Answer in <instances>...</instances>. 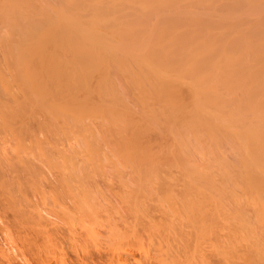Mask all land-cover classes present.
Here are the masks:
<instances>
[{
    "label": "rangeland",
    "instance_id": "rangeland-1",
    "mask_svg": "<svg viewBox=\"0 0 264 264\" xmlns=\"http://www.w3.org/2000/svg\"><path fill=\"white\" fill-rule=\"evenodd\" d=\"M18 1H20V0H18ZM24 1H28V0H24ZM33 1L35 2V0H29L28 1V3H29L28 8H29V5L32 3L34 6L37 4V3L34 4ZM40 1L45 2V0H40ZM46 2H45L46 4L49 3L51 6V7L49 5L46 6V4H45L46 8H49L50 15L48 14V17H47V15H44V16H46L48 18L47 22L49 21L50 25H48V28L46 27L47 28V30H46L44 28L46 24L41 23L43 21V19H45L44 17H42L41 18L42 21L40 20L41 21L40 23L42 25H44L42 27L45 29V32H49V29L51 30L53 27H54L53 28L54 30L58 31L59 27H60L59 33L57 31H54L53 29L51 30V32L54 33V36H53L54 38H52L51 41L53 39L54 40L56 39V41H58L62 38V36L63 37L65 36L64 39H67L66 42H65V40H63V38L61 39V41H58L59 43H56V41H55V43L58 46V47H56L55 45H53L54 47H56L55 49L52 48L53 46L50 47L51 43L52 44L54 43L53 41L52 42L50 41V43L47 42L48 45H50V46H47V49H50L48 52L52 53V54L50 53L49 56L50 55L51 56L52 55L53 56L58 55L57 58H55V60L61 56L60 59H58V61L60 62L61 67L63 68L62 71L66 72L64 74H67L70 70V72L68 74L72 75V77L75 80L77 79L76 81H74L72 79L74 81L73 84H71L72 83L71 80H69L71 83L67 82L68 84H71V86L72 85L74 86V84H77V85H76V87L75 86L69 87V85H68L67 87H69V89L65 88L64 91H62L64 93H62L63 97H62V95H61V97L64 100H62V98L60 99V94L57 93L58 98H59L58 100L59 101L62 100L63 102L66 100L65 104L66 103L70 104V102L73 101V102H71V104L74 106L75 105L77 106V104H78L77 101H79V104H78V105H80L79 107H81V105L84 102V107L83 106H82V108L77 107V110L81 109V111H82L81 113H77V112L73 111V113H75L74 115L76 116L75 118H77L78 119L77 121H79L78 125L79 124L82 125V126L79 125L78 129L74 131V133L75 134L77 133V134L73 135L71 133L73 130L72 131L69 130L70 132L66 131L67 132L66 133L65 132L66 129H65V130H62V132H61V130H60V132H58L59 130L56 131L59 134L58 133H56V135L52 134L51 137L57 136V138H56L57 140L55 139V137L52 138V139H55V141H57V142H55L56 144L54 143L55 145H57V143L60 144V142L61 143L64 142L63 144H65V145L68 143L73 145L78 141L80 142L81 145L83 144L81 146V149H79L78 151H81L82 154L85 153V155L88 157V161L90 160L89 162L87 161V163H90V165L87 164L89 167V168H87L88 171L87 172L84 171L86 173H89V172L90 173L88 174L89 176L87 174L86 175L85 174L80 175L82 180L84 179L83 181L80 179V177L78 178V180L76 178L75 180L77 182L75 181V183H72L73 186H74V184H76L73 188H78L77 189L78 191L76 193H79L80 188L82 189V187H83L84 190L86 189L85 192L88 195V196L84 195V197H87V198H84V201L86 200L85 202H87L89 204L90 203V202H88V200H89V201H92L91 202L92 204L91 203L90 204L91 205L94 204V206L96 208L100 207L101 210H102L101 206H103L105 208L104 211H102V212L100 209H97V212L94 216L95 218H92L91 220L96 221V224H103V223L106 224V222L111 219L110 222L112 221V226H113L112 230L114 231V229H115V231H116V232L114 231L115 233L113 235H111V233L109 234L112 237V240H110V236L107 237L106 236L107 234L103 235V234H105L104 232H106V230H104V232H103V230H101L100 228H102V229H104V228L97 225L98 228H96V230L98 231V229H100V231H98V233H97V231L94 232V233H96V235L94 234L96 236V238H95L96 240L94 238H92L93 240H91L90 238H87V240H86V241H88L87 243L90 245V246L89 245L87 246L88 248H91L92 246H94V248H95V249H93V247L91 248L94 251H92L90 249V251H92V253L94 252L93 253L94 259L97 260L96 255H98V252L95 253V250L97 251L96 247L100 248V246L96 245V247H95V245H91L93 243V241H96V244H101V248H102V246L105 245L104 248L106 250V248L108 247L107 250L110 249V254H114L112 252V249L113 250L116 249V246L121 243L122 246L126 249V251L128 253H130V252L133 253L131 255L134 256V257H132V256H130V254H128L129 257L126 256L127 259L123 258L126 261L125 260H122V261H125L127 264H137L136 261L138 259L143 260V261H141L142 264L146 263V262H144L146 259H144L142 257L143 252H141V251H143V250H149V255L151 254L150 257H152L151 258V264H162V263L155 262L154 259H155L157 254L159 256V257L158 256L157 257L160 259V261L162 259H164L165 260L164 262L165 263L168 262L169 264H252V263L257 264V261L258 262L260 261L258 264H264V258H263L264 257V184H263L264 183V163L259 162V160H262L264 158V154H263L264 152H262L264 150H260L258 148L259 150L255 149L257 152L256 151L252 152L249 149L252 146L250 144L251 142H248L251 139L249 140L244 136V134H246V132L244 133V131H246V129L248 127H250V125H253V123H255V121H257L258 126H259V123L261 124V127H262V125H264V119L258 123V121L261 119L260 118L261 116L264 118V113H262L264 111V108H262V106L258 107L259 111L257 110V108H254L257 110L256 111L257 115L261 114L260 116H258L259 120L257 119V117L244 116L243 113L245 111L243 113L235 112L234 110L233 111L232 110H230V111H223V110L222 111H215L218 109H216L215 106L214 107L212 106V102L214 100L212 97L209 96L210 98H212L211 99L212 102L210 101L211 102V103L209 102L210 104L207 103L210 108L207 107V104H206V107H204L205 104L203 103L204 104V106H203V104L201 103V106H203L202 108L203 109L205 108V109H204V111L203 110L200 111L198 109V108H201L200 104H196V102L199 101L198 103H200L201 100L203 102V98L204 97L206 98L208 96L207 95L204 96L203 93H202L203 97L201 95H200L201 96L200 97L199 94L195 95L194 93H193L194 95H191L192 93L190 91H192V90H191V85H189V84H191V83H189L191 81L189 80L190 78L187 79V77H186V76L191 77V75L187 74L185 76L186 79L184 77L185 74L181 75L184 73V70H186L185 69L186 64L183 65V67H182L183 73H182V70H180L181 69L180 67L182 66V63L184 61L183 59H181L182 58L180 55L181 52L180 51H179L180 53L177 52L176 48L173 49L176 51L172 52V54H174V53L177 54L176 55L177 57L173 55V57H176V60H178V61H180V59L182 60V61H180V63L181 62L182 63L179 65V63H176L178 61L175 60L176 61L175 62L173 58H170V56H171L170 54L172 51V50L170 51V47L172 49V46L168 47L166 45L160 44V47L161 46H165L164 48L168 47L167 48L168 53L165 51L166 49L165 50L160 49V52H159L160 47L159 48L154 47L156 50L158 49L159 54L156 52L158 55L156 53H153V47H152V49L150 48V46H152L150 44V42H152L154 39H156V41H157V39H159V41H160V37H161L160 36L161 33H158L159 32L158 31L159 25L156 24V20H157V22L158 21L161 22V18H159L158 15H156L155 17L153 16L152 20L149 19L151 23L148 21L149 24L144 25L143 29L139 31V32H143L145 35H143V33H141V35L139 37L140 33L138 31H137L138 33L137 32L134 33V37L141 38L140 41H136V43H135V42H131V41L129 42L130 39H127L126 37L128 35V38H129V36H131V35L125 33V32H127L128 29H129L128 32L130 33L132 27H128L127 29H125L126 30L125 32H121V31H124L123 28H125L124 26H126L125 23H127L128 22L127 20H129V19H127V17H126L127 20L124 17L123 18L120 17L121 19L118 18V21H117L118 24L117 23L111 24L112 26H109L110 29H112V30H114V27H116V29H118V30H115V31H117L116 33H115V31L113 32L114 34L112 33V30H110L111 32L109 30L106 31V28L104 30H102V29L96 30L94 28L89 27L90 26L89 20H88L89 22L85 23V28L83 30L81 29V30H78V32L77 31L72 32V30L67 29L68 30L67 31L68 33H67L65 31L66 30L65 26H64V28H62V26H61L63 24L62 20H63V18H65L64 17L65 15L69 16V14H72L73 12L72 11L70 12L69 9H67L66 5L61 0H47ZM20 3H22V0ZM38 3L40 4V2H38ZM24 4L26 6L27 2H24L21 5H24ZM17 5H19V3H17L16 6ZM39 6H38V9H40V11H42V8H44V6L42 8ZM22 7H24V6H22ZM22 7H21V9H23ZM30 8H32V7H30ZM35 8H36V6H35ZM21 9L19 8L18 11H21ZM32 9L30 10L31 12H33ZM51 9L54 11L56 10V12L55 13H54V11L52 12ZM25 10H26V8H25ZM35 11L38 12L37 8ZM49 11H47L46 13H49ZM51 12H52V14H51ZM19 13L21 14V12H19ZM44 13H45V11H44ZM44 13H42L40 15L43 16ZM27 14L28 13H26L25 16H27ZM40 15H38V16L40 17ZM34 16H36V14H34ZM38 16H36V18H38ZM259 16H261V15H259ZM31 17H33V16H31ZM255 17L259 18L258 16H255ZM56 18H57V21H56ZM29 19H31V18H29ZM83 19L86 20V17H84ZM87 19H90V17L88 18V16H87ZM154 19H156V20L154 21ZM36 20H37V22L39 21L38 19H36ZM76 20H77V16L75 17V21ZM80 20H78V21H80ZM92 20H94V19H91V21ZM64 21H65V19H64ZM132 21H130V22H132ZM162 21H164V20L162 19ZM81 22L83 23L85 21H81ZM165 22H166V20H165ZM165 22H163V23H165ZM172 22H174V21H172ZM92 23H93V21H92ZM163 23H161V24H163ZM169 23H170V21H169ZM37 25L38 24L36 23V27H37ZM51 25H53V27ZM149 25H150V28H149ZM216 25H217V23H216ZM145 26L148 29H151V28L152 29L148 30V29H146ZM153 26H155V28H157V29L155 30V28ZM213 26H215V25L213 24ZM245 26H247V25H245ZM36 27H33L34 30ZM42 27L40 26L41 30L43 31ZM49 27H52V28H49ZM119 27H121L120 28L121 30L119 29ZM37 28H39V26ZM107 29H108V27H107ZM41 30L39 32H42ZM63 30H64L65 34L67 33L66 35L65 34L63 35V33H62ZM95 30H96V32L97 31L101 32L99 35H96L97 37L91 36L93 31H95ZM69 31H71V32L69 33ZM144 31H146V32H144ZM74 32H76V34H72ZM80 33H81V35H80ZM123 33H125V35L126 34L127 35L125 36ZM69 34H71V36ZM115 34H117L118 37ZM135 34H136V36H135ZM167 34L169 35V32H167L166 35ZM57 35H60V39H58L59 36L57 37ZM67 35H69L68 38H67ZM152 35H154V36H152ZM155 35L160 36V37L158 38L156 36L157 37L156 38ZM71 37L73 38L74 41L71 40ZM83 37L85 40L84 42L85 43L88 42V44H89V45L86 44V46H88L87 49L83 46V45H85L84 43H82L83 41L82 42L80 41V39ZM152 38H153V40H151ZM168 38H169V36H166V39H168ZM75 39L78 42L75 43V41H76ZM91 39H94V42L90 46V43H91L90 40ZM111 39H113V40H111ZM70 40L72 41L71 44H74V45L79 44V42H81L80 44H83L82 46L85 49L82 48L83 50L78 51L79 48L81 49L80 44H79L80 47H79V45H77V48L75 46L73 48V46H72L73 49L71 47H69V45H68V48L71 50L70 51L68 49V51H70V52H68L66 49L67 48L66 45L68 44L67 42H69V44H70V42H71ZM63 41L65 44L66 43L67 44L63 45V43H62ZM60 42H61L62 46H60ZM155 43L157 44L158 41ZM155 43L153 45H155ZM64 46L66 47L65 49H64ZM92 46H94V47H92ZM104 46H105V48H104ZM75 48H76V50H75ZM149 49L152 50V51L150 50L152 53L149 51ZM72 50L73 51L75 50L79 54L74 55L75 52H73L71 54ZM56 51L61 55H59ZM81 51H84L85 56L82 55L83 52L81 53ZM109 51L110 52L112 51V52L110 53ZM64 53L65 54L67 53V54L64 55ZM89 53H91V54H89ZM75 54H77V53H75ZM105 54H106V56H105ZM108 54L111 56H109ZM115 54L116 55L118 54L117 55L118 57ZM79 55L81 57H79ZM159 55H161L160 56L161 59H159V60L162 61V66L160 65L161 63L157 64V62H156L157 57L159 58ZM178 55H179V57H178ZM63 56H65V58L67 59V61H66L67 64L62 62L63 59L65 60V58ZM75 56H77V57H75ZM76 58H78V59H76ZM177 58H179V59H177ZM71 59H73V60L71 61ZM167 64H168V67H167ZM72 65L75 68H73ZM65 66H69V67L67 68ZM169 67H170V69L173 68V70L172 71L169 70L168 69ZM175 70H176V72H174ZM179 71H180V73H179ZM73 72H75V73L73 74ZM101 73H103V74H101ZM152 74H154V75H152ZM73 75L74 76L76 75L77 78L74 77ZM148 75H149V78H148ZM178 75L180 77H178ZM104 77H106V78H104ZM107 77H109L111 80ZM150 77H152L153 79L156 77L157 79H154V80L161 81V83H162V81L164 82V80H166V82H168V83L170 81V84L174 85V87L172 85L166 84V82H164L166 84V86H165L166 88H164V84H162L163 85L162 86L158 82L160 85L159 86L158 83L156 81L152 80V78H150ZM150 79L152 81H150ZM260 79L261 78L259 77L258 81ZM187 80H189V81H187ZM66 81H68V79H66ZM146 81L148 83H146ZM149 81L151 82V84ZM120 82H122V83H120ZM129 82H130V84H129ZM142 82H144V83H142ZM179 83L181 85H179ZM52 84L54 85V83H52ZM100 84H101V86H100ZM129 85H130V87H129ZM135 85H138V87H136ZM168 86H172V88L174 90H176L177 92L176 91L174 92V90H173V92L172 91L169 92L170 90L168 91V89H169ZM87 87L88 88L92 87V88H90L91 91ZM93 87H94V89H93ZM144 87H145V89H144ZM159 87H160V93H159ZM101 88H103V91ZM138 89H139V91H138ZM164 89H167V91H164ZM75 90H76V92H75ZM104 90H105V92H104ZM140 90H143V92L141 93ZM139 92H140V94H139ZM72 93L75 95V97H77L79 99L77 100V98H75ZM123 93H124V95H123ZM163 93H164V96H162ZM167 93H173V94L178 93L179 95L182 96V97L179 96L176 98L174 97V99L178 98L174 102V107H173V104H171L172 102L169 100V97L171 98V94L167 95ZM67 94H70V95H67ZM152 94H154V97ZM57 95L55 97L56 99H57ZM64 95H66V97H64ZM259 95H261V94H259ZM259 95H258V97H259ZM54 96H55V94H54ZM105 96H107V97H105ZM108 96H110V97H108ZM160 96H162V97H160ZM195 96L196 97L198 96V97L196 98ZM226 97H229V96H226ZM138 98L139 99L141 98V99L139 100ZM167 98H168V101L171 102V103L167 104L169 109H167L168 107H166V103L164 102L165 100H167ZM179 98H180V100H179ZM262 98H264V97H262ZM67 99L70 101L68 102ZM75 99H76V102L74 101ZM98 99H100V100H98ZM198 99H200V100H198ZM80 101L82 102V104ZM206 101H207V99H206ZM56 102H57V100H56ZM61 102L60 103L58 102L59 105L63 104V102H62V104H61ZM90 102H92V103H90ZM164 103H165V105H164ZM176 103L177 104L179 103V104L177 106H175ZM160 104L162 106H160ZM189 104H191V105L189 106ZM87 105L89 107H86ZM145 105H146V107H145ZM197 105L199 107H197ZM213 105H214V102H213ZM90 106H91V108H90ZM95 106H96V108L98 106L99 107L102 106V108L104 107L103 109H105L106 106H108V108H112L113 112L118 110L117 113L116 112L113 113L111 111V109L106 108V111H105L100 107L102 109L101 112L103 111L106 113L107 109H108L109 113H110V111L112 112V114H109V115L117 116L116 118L114 117V119H113L114 122L116 121L115 123L114 122L112 123L113 126L111 124L110 127H108L109 124L111 123V121L108 123V121L110 120L109 118H108L109 119L108 121L106 120V124H108L107 127H104L101 124H99L100 118H97V115L101 112L98 113L97 111H99L98 110L99 107H98V109H96ZM171 106L173 107V109ZM178 106H179V108H178ZM162 107H164V109H166V110H164ZM176 107H177V110H176ZM263 107H264V105H263ZM73 108L76 109V107H73ZM92 108L96 109L97 111L93 110ZM261 108H262V111H261ZM145 109H146V111H144ZM161 109H162V112H161ZM170 109H171V111L169 113L173 112L172 115L170 114L171 116L168 113V111ZM192 109H195V110H192ZM243 109L245 110V108H243ZM77 110H75V111H77ZM157 110L160 112L157 113ZM185 110L187 112H185ZM92 111H94L93 113L96 112L95 114H97V113L98 114L94 115L93 113H91ZM123 111H125V112H123ZM142 111L146 112L145 113L146 115L143 114L144 112H142ZM241 111H242V109H241ZM121 112H123V113H121ZM193 112L195 114L196 113L197 114L195 115ZM231 112L233 115H231ZM234 112L236 114L237 113L239 114L238 115L239 118ZM164 113H166V114H164ZM174 113L177 115H175ZM58 114L63 115L60 113H56V114L54 113L55 116H53V118L55 117L54 119L56 121L54 119L52 120V122L54 121L53 122L54 125H53L52 129L57 127L56 122L60 118V116L57 118ZM159 114H161V115H159ZM185 114H188V115L186 116ZM198 114H200V115H198ZM212 114H214L216 116H214ZM240 114L244 117L245 120H246V118H248V120H249L250 117H252L251 120L253 118H255V119H253L254 122L252 123L251 120H249L250 122L246 121L248 123V124H246V126H248V127L245 126L246 129L241 128V129L231 130L230 127H234V124H236V122H234V119L232 120L231 118L236 117L237 119H240V116H241ZM104 115L102 114V117ZM106 115L108 117V113ZM119 115H120V117H119ZM105 116L103 117V120L101 119V122L104 121ZM160 116H162V117H160ZM212 116H214V117H212ZM100 117H101V115H100ZM147 117L149 119L153 118V120H149ZM163 117H165V118H163ZM243 117H241L242 119H240V120H244ZM84 118L85 119L89 118L88 119L89 122L87 120H85ZM141 118H142V120H141ZM181 118L185 122V126H186V127L184 126L185 128L180 123V122H183V120H181ZM201 118H202V120H204L203 122H202V120L200 122ZM60 119L58 121L59 123L61 121ZM154 119L158 124L156 123V125H154L155 124ZM186 119L189 120L191 123L186 122ZM237 119H235V120H237ZM96 120L99 121L98 122L99 125L97 124ZM151 121H153V122H151ZM160 121H161V123H160ZM166 121H167L168 125H167ZM229 121H230V123H229ZM147 122H148V124H147ZM149 122H150V124H149ZM175 122H176V124L174 125ZM184 122H183V124H184ZM198 122H200V123H198ZM116 123H117V125H116ZM151 123L154 126H151L152 125ZM177 123H178V125H177ZM249 123H252V124H249ZM92 124H95V125L93 126ZM102 124H104V123L102 122ZM180 124L182 126H180ZM257 124H254V125H257ZM87 126L91 128L90 130H88L89 128L87 129L88 132L86 130L84 131V128H87ZM101 126H102V128H101ZM119 126L121 129H118ZM187 126H189V129L192 131H190L187 128ZM181 127L184 128V132L181 130ZM76 128H74V129H76ZM105 128H107V130H105ZM251 128H254V127L252 126ZM80 129H81V133H79ZM89 131H91V132H89ZM52 133H55V132L53 131ZM195 133H198V136H196L197 134L195 135ZM134 134L136 136H134ZM241 134H243L242 136L245 137L246 143L244 142V139L242 141V139H241L242 136H240ZM259 134H262V136H263L264 133L262 131H260ZM80 137L82 138V140L80 139ZM58 138H59L60 142H58ZM69 140H72L73 142L72 141L68 142ZM74 140H78V141H74ZM108 144H110V145L108 146ZM116 144L118 146L119 145L120 146L118 147ZM245 144H246V146H244ZM149 145H150V147H149ZM74 146H76V144ZM245 147H248V149H246ZM77 148L78 147H76V149ZM120 148H121V150H120ZM129 148L132 151H130ZM254 148L255 147L253 145L252 150H254ZM115 149H116V151H115ZM127 149H128V151H127ZM136 150H138V151H136ZM82 151H84V153ZM96 151H97V153H96ZM120 151H122V152H120ZM90 152L93 154H90ZM115 152L118 154L117 156H116ZM133 152H135V153H133ZM138 152H139V154H138ZM102 153H104V154H102ZM120 153H122V155H124V156H122ZM253 153L258 158L260 157L259 160L257 161L258 163L254 162V161H256L255 159L257 157ZM119 154L121 155L122 158H119L120 157ZM141 158L144 161H142ZM91 159L94 162L91 161ZM118 161L120 163H122V165L124 164V166H122ZM126 161L129 165L126 163ZM263 161H264V159H263ZM92 163H93V165H92ZM104 163L106 166L104 165ZM113 164H114V166H113ZM119 164L123 167V169L121 166H119ZM145 164H147V165H145ZM152 164L154 165L155 168L153 167ZM107 165H109V166L107 167ZM99 167H100V169H99ZM154 172H155V174H154ZM49 175L51 176V174H49ZM49 175H48V177H49ZM88 177H90V178H88ZM50 178H51V180L49 179V181L55 182V180H54L55 178L53 176H51ZM45 179L47 181H42V183L46 182V183H44L46 185L48 182V178L45 177ZM251 179H253L254 181ZM105 180H107V181H105ZM51 182H50V184H51ZM83 183L84 184L86 183V184L84 185ZM249 183L252 184L253 187ZM48 184H49V182H48ZM54 184L55 183L51 184V186ZM49 185H47V187ZM78 185H80V186H78ZM51 186H49L48 188L46 186L45 187L47 189H49ZM97 186H99V187H97ZM38 188L39 187H36L35 189L37 190ZM28 190H30V189H28ZM66 190H68V188ZM182 190H183V192H182ZM33 191H34V193H33ZM80 191H81V193L82 192L84 193L83 190H80ZM201 191L204 193H202ZM27 192L28 191H26V193ZM35 192L36 191L34 189L29 191L28 197L29 198L31 197V200L35 199L32 197L35 194ZM36 194H38V193L36 192ZM47 196L49 198H47V200L46 199L45 200L48 201L50 204L49 205L48 202H46L47 208L53 209L54 205H57L58 203L62 202V200L60 198H57L56 197L57 195L55 196V194L49 193L48 195H46V197ZM194 196H195V198H194ZM60 197L64 198L61 195H60ZM38 198H39V194H38ZM89 198H91V200ZM50 199H52V200H50ZM58 199H60L61 201L59 202ZM93 199H94V201H93ZM193 202L196 203L195 207H194ZM197 204H199V206ZM48 205H49V207H48ZM120 205H122V206H120ZM189 206H191V207H189ZM196 208H199V209H196ZM105 210H107L108 212ZM57 211L59 212L60 210H57ZM60 212L59 213L61 215L62 211H60ZM110 212H112V213H110ZM105 213H108L109 215L105 214ZM195 213H196V215H195ZM199 214H200V216H199ZM105 215L107 217V221H106ZM194 215L196 218L194 217ZM202 216H204L205 218L204 217L202 218ZM64 218H66V216ZM199 218H200V220H199ZM122 219L125 220L124 223H120L121 221H123ZM203 219L204 220L206 219L207 221L206 220L204 221ZM197 220H199V221H197ZM196 221H197V225H196V223H194ZM200 221L202 222V225H201ZM134 222H135V224H134ZM209 222H211V223H209ZM143 223H146V224L148 223L147 226H149L148 227L149 229L146 228L147 227L146 224L144 225ZM144 226H145V228L143 229ZM153 228H155V229H153ZM134 230H136L137 232L136 231L134 232ZM12 231H13L12 238L20 246L21 244H20L19 240L22 237L21 231L13 229V230H11V233H12ZM80 231H82V229ZM89 231H91V230H89ZM146 231H148V232H146ZM86 232L87 231H85V233ZM101 232H102V234H101ZM80 233L76 234V242H77L78 235ZM82 233H84V229H83ZM89 233L93 234V231H91ZM134 233L135 234L140 233L139 234L140 237H144L145 242H147L146 240H148L146 246H148L149 248L146 247L145 245L143 247L141 244V241H139V237L138 238L134 237L135 236ZM91 234L89 235L90 237H91ZM118 234H120V236L122 234L125 236L123 237V235H122L121 236L122 238H117V237H119ZM18 235H20V236H18ZM0 236H1L0 237V246H3V244H6V246H5V248H6L8 242L6 241L4 234L1 233ZM87 237H88V235H87ZM92 237H94V236H92ZM105 237H107V239L109 238L108 239L109 241L107 240L105 242V243L108 242L107 244H105V243L102 244V242H104L106 239ZM155 237H157V238H155ZM248 237H249V239H248ZM103 238H104V240H103ZM150 238H152V239H150ZM153 238H154V240H153ZM83 239L82 240L80 239V240L85 242V239L84 240ZM88 239H90V243H89ZM149 239H150V241H149ZM61 240L64 241L63 244H66L67 242L70 241L69 235L67 234V236ZM67 240H69V241H67ZM100 240H103V241H100ZM151 241L155 242V246H154V242H151ZM156 242H160V245L158 243L156 244ZM69 243L72 244L74 242L71 241ZM150 243H153V244H150ZM156 245L157 246L159 245L158 246L159 248L158 247L156 248ZM66 246H67V244H66ZM101 248H100V250L103 249V248L102 249ZM64 249L66 250V251L65 250L64 251L67 253L69 259H72V258L76 259L77 258V254L74 253L73 250H71L72 248H69V246H68V247H65ZM107 250L105 251L106 257L110 258L111 255L109 254V251L107 252ZM156 250L158 253H156ZM249 250L252 251V253L253 252L255 253L254 256H253L254 253L252 254V256H253L252 260L254 259L255 256L257 257V255H259V258L258 257L255 258L257 260H254V262L251 259H248L247 255L250 253ZM72 251H73V253H72ZM103 253L104 252H102L103 258H106ZM245 256H247V257H245ZM108 258H106V259L108 260ZM133 258H135L137 260H135ZM246 261H248V262H246ZM255 261H256V263H255ZM3 262H4V259L0 255V264H2ZM32 262L35 263L34 261H32ZM108 262L109 261H107V263ZM162 262H163V260H162ZM164 262H163V264H165ZM111 263H109V264H111ZM15 264H20V263H15Z\"/></svg>",
    "mask_w": 264,
    "mask_h": 264
},
{
    "label": "bare ground",
    "instance_id": "bare-ground-1",
    "mask_svg": "<svg viewBox=\"0 0 264 264\" xmlns=\"http://www.w3.org/2000/svg\"><path fill=\"white\" fill-rule=\"evenodd\" d=\"M28 1L22 0V3L27 2V5H26L27 7H26L25 6L26 3L24 5H21L22 4V3H20L21 0L20 1H18V0H0V230L2 231V232L1 231L0 232L2 234H4V237L6 238V241L8 242L6 248H5L6 244H3V246H0V255L4 259V262L2 264H15V263H20V264H35V263L36 264H54V263L55 264H109L111 262L113 264L114 263L115 264H127L125 262L126 260L123 258L127 259L126 256H128V254H130V256H132L131 254H133V253H131V252L128 253L126 251V249L122 246L121 243L116 246V249H114V250L112 249V252L114 254H110V249L107 250L108 247L106 248L107 252L109 251V254L111 255L110 258H108V257H106V254H105V251H106L104 248L105 245L102 246V248H103L102 249L101 244H96V241H93V243L91 245H95V247H96V245L100 246V248L102 249V250H100L99 247H96L97 251L95 250V253L98 252V255L95 254L97 257V260L94 259V255H93L94 252L92 253V251H94L93 249H95L94 246H92L93 249H91L92 247L91 248L87 247L89 245L87 243L88 241H86L87 238H90L91 240H93L92 238H94V239L96 238V236H95L96 233H94V232L97 231L96 230V228H98L97 225L104 228V229H102L99 227L101 230H103V232H104V230H106V232H104L105 234H103V235L107 234L106 235L107 237L110 236L109 235L110 233H111V235H113L116 231H115V229H114L115 232L112 230V227H113L112 221L110 222L111 219L107 221L106 215H105L106 221H107L106 224L105 223L96 224V221H92L91 219L95 218L94 216L97 212V209H100V207L96 208L94 206V204L91 205L92 201H89L88 199H87L88 202H90L91 204L90 203L88 204L87 202H85L86 200L84 201V198H87V197H84V195H87V193L85 192L86 189L84 190V188L82 186H81L82 189L80 188V190H83L84 193L83 192L81 193L80 190H79V193H76L78 191L77 190L78 188H73L76 184H74V186H73L72 183H75L76 178L78 180L80 175H84V174L88 175L90 173V172L86 173L88 171L87 168H89L88 165H90V163H87L88 157L85 155L84 151H82L84 154H82L81 151H78L79 149H81V146L83 144L81 145L78 140H74V141H78L76 143L74 142L76 144V146H74L75 144L72 143L73 145H71L70 143H68V142L72 141V140H69L67 142L68 144L65 145V144H63L64 142L61 143L59 138H58V142H60V144L57 143V145H58L57 146V145H55L56 144L55 142H57V141H55L57 136L56 137L54 136L55 139H52L54 137H51L52 134L56 135V133L60 132V130L62 132V130H65V129H66L65 132L69 131V130H71V131L73 130L71 133L74 135L75 134L74 131L78 129L79 125H81V124L78 125L79 121H77L78 119L75 118L76 117L74 115L75 113H73V111L77 112V113L82 112L81 109H78L79 111L77 110V107L80 106V105H78L79 101H77V103H78L77 106L76 105L74 106L71 104V102H73V101L70 102L71 105L69 103L65 104L66 100L64 102L62 101V100H64L62 98L63 97L62 93H64V92H62V91H64L65 88L69 89L71 84H73L74 81H76L77 79L75 80L72 77V75L68 74L70 72V70L67 74H64L66 72L62 71L63 68L61 67L60 62L58 61V59H60L61 56L56 60H55V58H57L58 55L57 56H53V55L49 56V54L51 52H48L50 49H47V46H50V45H48L47 42L50 43L51 39L54 38L53 37L54 33L51 32V30L54 28L53 25H51L53 28L49 27V28H52L51 30L49 29V32H45V29L47 30L48 25H50L49 21L47 22V20H48L47 17H48V14L50 15V11H49V8H46V6L47 5L50 6V4L49 3L46 4L47 0H45L46 3L43 1H40V0L39 1L35 0V2L33 1L34 4L37 3L35 5L37 10H38V12H37V11H35L36 8L33 5V3L30 4L31 6L29 5V8H28V4H29ZM61 1L66 5L67 9H69L70 12L71 11L73 12L72 14H69V16L65 15L64 16L65 18H63V20H62L63 24L61 26H62V28H64V26H65L66 30L65 29L64 30L66 32L68 31L67 29L72 30V32L73 31L78 32V30H81V29L83 30L85 28V23L89 22V21H90L89 27H91V28H94L96 30H101V29L104 30L106 28V31H108V30L110 31L112 29H110L109 26H112L111 24H116L118 21V18L124 17L126 19V17H127V19H129V20L126 19L128 22L125 20L127 23H125L126 26H124L125 28H123L124 31H121V32H125L126 31L125 29H127L128 27H132L130 33L128 32L129 29L125 33L131 35L128 38V35L126 34L127 35L126 38L130 39L129 42L131 41V42H135V43H136V41H140V39H141L139 37H140L141 33H143V32H139V31L143 29L144 25L149 24L148 21L150 22V20L153 19V16L155 17L156 15H158L159 18H161V22L160 21L157 22L156 19H154V21L156 20V24L159 25L158 26L159 27L158 33H161L160 36L162 38L160 36L155 35V37L156 36L158 38L160 37V41H159V39H157L158 43L156 44L155 43V42H157L156 39H154L155 40L154 41L152 38L151 40H153L154 42L153 41L150 42V44L152 45V46H150V48L152 49V47H153V53H156V52L158 53V49L156 50L154 47L159 48L160 44L166 45L168 47L172 46V49L170 47V51L172 50L171 54H170L171 56L170 55L169 56H170V58H173L174 61L176 60L177 54H175V53L172 54L173 51H176L173 49L176 48L177 52H179V51L181 52V54H180L182 57L181 59H183L184 61H183V63L181 62L182 66L181 67L179 66V67L181 68L180 70H182V73H183L182 67H183V65L186 64V68H185L186 70H184V73L181 75L185 74L184 77L187 74L191 75V77L186 76L187 79L190 78L189 80L191 81V82H189V83H191V84H189V85H191V90H192V91H190L192 93L191 95H194V94L198 95L199 94V96L201 95L203 97V94H204V96H206V95L208 96L206 98L204 97L205 99L203 98V102H202V100L200 103H198L199 101L198 102L195 101L196 104H200L201 108L205 104L204 107H206V104L209 103L210 101L212 102L211 99L213 98L214 105L212 102V106L213 107L215 106V108L218 109L215 111H222V110L223 111H230V110L233 111L234 110L235 112H241V113H243L245 111L243 113L244 116L257 117V119L259 120L258 116H260L261 114L257 115L256 111L258 110V107L262 106V108H264L263 107V105H264L263 99L264 98H262V97H264V0H143V1L142 0H61ZM38 2H40V4ZM17 3H19V5L16 6ZM45 4H46V6H45ZM37 5L38 6L40 5L39 7H41V8L44 6V8H42L43 12L40 11V9H38ZM20 6L21 7L24 6V7H22L23 9H21ZM30 7H32L33 9ZM19 8L21 9V11H18ZM25 8H26V10H25ZM31 9L33 12L30 11ZM44 11H45V13L47 11H49V13L45 14ZM53 11L54 10H52V12ZM19 12H21V14ZM52 12H51V14H52ZM55 12H56V10L54 11V13ZM24 13L25 14L28 13L29 15L27 14V16H25ZM42 13H44L43 16L40 15ZM34 14H36V16L40 15V17L38 16V18H36V16H34ZM44 15H47V17ZM259 15H261V16H259ZM31 16H33V17H31ZM76 16H77V20L75 21ZM83 16L86 17V20L83 19L84 18ZM87 16H88V18L90 17V19H87ZM255 16H258L259 18L255 17ZM42 17H44L46 20L43 19V21H42L41 20ZM29 18H31V19H29ZM36 19H38L39 21L37 22ZM64 19H65V21H64ZM91 19H94V20H92L93 23H92ZM162 19L164 21H162ZM78 20H80V21H78ZM165 20H166V22H165ZM56 21H57V18H56ZM81 21H85V22L82 23ZM130 21H132L133 23ZM169 21H170V23H169ZM172 21H174V22H172ZM40 22L42 24H46L44 27L45 29L42 27L44 25H42ZM163 22H165V23H163ZM36 23L38 24L37 27L39 26V28L36 27ZM161 23H163V24H161ZM216 23L218 26L216 25ZM213 24L215 26H213ZM150 25H149V28H150ZM245 25H247V26H245ZM40 26L43 28V31L41 30ZM155 26H153V27L155 28ZM33 27H36L37 29L35 28V30H34ZM107 27H108V29H107ZM120 28L121 27H119V29ZM146 29H148V28L146 27ZM151 29H148V30H151ZM156 29L157 28H155V30ZM40 30L42 32H39ZM59 30H60V27H59ZM59 30L58 31L54 30V31H57L59 33ZM64 30L62 31L63 35L65 34ZM96 30L93 31L91 36L97 37L96 35H99L101 33L100 31L96 32ZM115 30H118V29H116V27H114V30H112V33ZM137 31L140 33L139 37H134V33H136ZM70 32L71 31H69V33ZM116 32L117 31H115V33ZM144 32H146V31H144ZM167 32H169V35L168 34L166 35ZM125 33H123V34L125 35ZM72 34H76V32H74ZM60 35H57V37L59 36L58 39H60ZM69 35L71 36V34H69ZM69 35H67V38L69 37ZM80 35H81V33H80ZM115 35L118 37L117 34H115ZM143 35H145V34L143 33ZM135 36H136V34H135ZM152 36H154V35H152ZM166 36H169V38L166 39ZM62 38L66 42L67 39H64L65 36L64 37L62 36ZM61 39L58 41H61ZM71 40H73L72 37H71ZM111 40H113V39H111ZM52 41L54 43L53 44L51 43L50 47H52L53 45L58 47L56 43H59V42L56 41V39L55 40L53 39ZM55 41H56V43H55ZM80 41L81 42L83 41L82 43H84L85 45L80 44L81 42H79V44L81 45V49L79 48V50L78 49L77 50L78 51L83 50L82 48H84V47L87 49L88 46H86V44H88V42H86V43L84 42L85 41L84 37L81 38ZM76 42H78V41L76 40L75 43ZM90 42H91L90 43V46H91V44L94 42V39H91ZM62 43H63V45H66L68 43L66 45L67 48L64 46V49L66 48L67 51L69 49L68 45L71 48H72V46H73V48H74V46L77 48V45H79V44H76V45L71 44L72 41L70 42V44H69V42H67L65 44L64 41ZM154 43H155V45H153ZM80 45H79V47H80ZM60 46H62L61 42H60ZM56 47L53 46L52 48L55 49ZM92 47H94V46H92ZM164 47L165 46H161L159 48V52H160V49L161 50L166 49L165 51L168 53V51H167L168 47L167 48H164ZM76 48H75V50H76ZM104 48H105V46H104ZM151 49H149V51ZM75 50L74 51L72 50L71 54L73 52H75L77 54L74 53V55H78L79 53L76 52ZM70 51H68V52H70ZM81 53H82V55L85 54L84 51H81ZM66 54L64 53V55H66ZM89 54H91V53H89ZM59 55H61V54H59ZM173 55L176 57H173ZM105 56H106V54H105ZM109 56H111V55H109ZM160 56L161 55H159V58L157 57L156 62H157V64L161 63L160 65L162 66V61L159 60V59H161ZM63 57L65 58V56H63ZM75 57H77V56H75ZM79 57H81V56L79 55ZM178 57H179V55H178ZM76 59H78V58H76ZM177 59H179V58H177ZM181 59H180V61H182ZM63 60H62V62L66 63L67 59L65 58V60L64 61ZM72 60L73 59H71V61ZM176 61H178V60H176ZM180 61H178L176 63H179V65H180L181 64ZM73 65H72V67H73ZM65 67L68 68L69 66H65ZM167 67H168V64H167ZM170 67L168 69L172 71L173 68L170 69ZM73 68H75V67H73ZM174 72H176V70ZM74 73L75 72H73V74ZM179 73H180V71H179ZM101 74H103V73H101ZM152 75H154V74H152ZM74 77L77 78L76 75ZM152 77H150V78H152ZM178 77H180V76L178 75ZM186 77H185V79H186ZM259 77L261 79L258 81ZM104 78H106V77H104ZM107 78H109V77H107ZM148 78H149V75H148ZM66 79H68V81H66ZM154 79H157V78L155 77ZM154 79L152 78V80H154ZM69 80H71L72 83ZM152 80L150 79V81H152ZM189 80H187V81H189ZM154 81H156L157 83L159 82L161 85L164 84V88H166L165 87L166 84L172 85V84H170V81L168 83V82H166V80H164V82H166V84L163 81H162V83H161V81H157V80H154ZM67 82L71 83V84H68ZM144 82H142V83H144ZM52 83H54V85ZM120 83H122V82H120ZM146 83H148V82L146 81ZM159 83H158V85H159ZM129 84H130V82H129ZM150 84H151V82H150ZM68 85H69V87H67ZM76 85L77 84H74L75 87H76ZM179 85H181V84L179 83ZM100 86H101V84H100ZM135 86L138 87V85H135ZM172 86L174 87V85H172ZM172 86H168L169 87L168 91L170 90L169 92H171V91L173 92L174 89L172 88ZM94 87H93V89H94ZM129 87H130V85H129ZM90 88H92V87H90ZM90 88H88V89L90 90ZM101 89L103 91V88H101ZM144 89H145V87H144ZM138 91H139V89H138ZM140 91H141V93L143 92V90H140ZM164 91H167V89H164ZM175 91L176 90H174V92ZM75 92H76V90H75ZM104 92H105V90H104ZM53 93L55 94V96ZM57 93L60 94V99L62 98L61 101L63 102V104L61 101L58 100L59 98H58ZM124 93H123V95H124ZM159 93H160V87H159ZM70 94H67V95H70ZM139 94H140V92H139ZM168 94H171V98L172 97L173 98L171 99L169 97V100L172 103L170 101H168V98H167V100L164 101L166 103V107H168V105H167L168 103L173 104V107H174V102L178 99V98L174 99V97L176 98V97H179L181 95H179L178 93H175V94L167 93V95ZM259 94H261L262 96ZM56 95H57V99L55 98ZM61 95H62V97H61ZM152 95L154 97V94H152ZM258 95H259V97H258ZM162 96H164V93L162 94ZM162 96H160V97H162ZM209 96L212 98H210ZM226 96H229V97H226ZM64 97H66V95H64ZM74 97H75V95H74ZM105 97H107V96H105ZM108 97H110V96H108ZM75 98H77V97H75ZM180 98H179V100H180ZM78 99L79 98H77V100ZM206 99H207V101H206ZM56 100H57V102H56ZM98 100H100V99H98ZM198 100H200V99H198ZM67 101L69 102L70 100L67 99ZM74 101L76 102V99ZM58 102L59 103L61 102L62 105H59ZM92 102H90V103H92ZM165 103H164V105H165ZM201 103L202 104L204 103L203 106H201ZM81 104H82V102H81ZM178 104L176 103L175 106H177ZM190 105L191 104H189V106ZM82 106L84 107V102L81 105V107H79V108H82ZM160 106H162V105L160 104ZM179 106H178V108H179ZM73 107H76V109ZM86 107H89V106L87 105ZM98 107L96 108V106H95L96 109H98ZM100 107L102 108V106H100ZM100 107L98 109L99 111H97L96 109H93V108L92 109L96 110L99 113L104 108L103 107L101 109ZM145 107H146V105H145ZM173 107H172V109H173ZM197 107H199V106L197 105ZM207 107L210 108L208 104H207ZM90 108H91V106H90ZM106 108H108V106H106ZM106 108L103 110L106 111ZM162 108L164 109V107H162ZM201 108H198V109L200 111H202V110L204 111L205 108L204 109L203 108L201 109ZM243 108H245V110ZM254 108H257V110ZM262 108H261V111H262ZM108 109H111V111H112V108H108ZM108 109H107L106 113L102 111L99 114L97 113L98 115L95 114L96 112L93 113L94 111L91 112L94 115H97V118H100L99 124H101L104 127L108 126V124H106V120L108 121L110 119L108 121V123L111 121V123L108 126V127H110V125L114 122L113 121L114 117L115 118L117 117V116L109 115V114H112L113 111L112 112L110 111V113H109ZM167 109H169V107ZM241 109H242V111H241ZM75 110H77V111H75ZM164 110H166V109H164ZM176 110H177V107H176ZM192 110H195V109H192ZM117 111L118 110L114 111L113 113H115V112L117 113ZM144 111H146V109ZM144 111H142V112H144ZM170 111H171V109L168 111V113ZM123 112H125V111H123ZM123 112H121V113H123ZM158 112H160V111L157 110V113ZM161 112H162V109H161ZM185 112H187V111L185 110ZM54 113L55 114L60 113L63 115H59V114L57 115V118L60 116L61 119L60 118L59 119L61 121L59 123L58 122L59 119H58L56 122L58 125L55 123L57 127L52 129V127L54 125V123H53L54 121L52 122V120L55 118V117L53 118V116H55ZM107 113H108V117L106 115ZM145 113L146 112H144L143 114H145ZM262 113H264V111ZM102 114L106 115V116L104 115L105 118H104V121H102L104 124H102V122H101V119L103 120V117H104V116L102 117ZM164 114H166V113H164ZM170 114L172 115L173 112L169 113V115ZM100 115H101V117H100ZM159 115H161V114H159ZM175 115H177V114H175ZM185 115L187 116L188 114H185ZM198 115H200V114H198ZM212 115H214V114H212ZM231 115H233L232 112H231ZM236 115L238 116L239 114L237 113ZM214 116H216V115H214ZM214 116H212V117H214ZM119 117H120V115H119ZM160 117H162V116H160ZM241 117H243V116L241 115L240 119H242ZM252 117H250L249 120H251ZM163 118H165V117H163ZM238 118H239V116H238ZM260 118L261 119L258 121V123L264 119L262 116ZM88 119H85V120L88 121ZM231 119L232 120L234 119V122H236V124H234V127H230L231 130L245 128L246 124H248L247 122L249 121L248 118H246V120H245L244 117H243L244 120L237 119L236 117L235 118L232 117ZM235 119H237V120H235ZM253 119H255V118H253ZM141 120H142V118H141ZM149 120H153V118H151ZM181 120H183V119L181 118ZM201 120H202V118L200 119V122H201ZM252 120H251V122L253 123L254 120L253 121ZM203 121L204 120H202V122ZM98 122L99 121H97V124H98ZM151 122H153V121H151ZM154 122H155L154 125H156L157 122L155 121V119H154ZM183 122H184V120H183ZM183 122H180V123L184 127L185 122H184V124H183ZM186 122L189 123L190 121L186 119ZM200 122H198V123H200ZM160 123H161V121H160ZM166 123H167V121H166ZM229 123H230V121H229ZM252 123H249V124H252ZM147 124H148V122H147ZM149 124H150V122H149ZM175 124H176V122L174 123V125ZM181 124H180V126H182ZM254 124H257V121H255V123H253V125H250V127L246 126L248 128L247 129L245 128L246 131H244V133L246 132V134H244V136L247 139L252 140V141L251 140L248 141V142H251L250 144L252 146L249 143L248 144L251 146V148H249V149L252 152L256 151L255 149L264 150V148H263L264 147V134H263V136H262V134H259L260 131H262L264 133V127H263L264 125H262V127H261L260 123H259V126H258V124L257 125H254ZM92 125L94 126L95 124H92ZM116 125H117V123H116ZM154 125L152 124L151 126H154ZM167 125H168V123H167ZM177 125H178V123H177ZM102 126H101V128H102ZM112 126H113V124H112ZM120 126L118 129H121ZM252 126L254 128H251ZM183 127H181V130L184 132V128L186 126L184 128ZM74 128H76V129H74ZM187 128L189 129V126H187ZM87 129L90 130L91 128L87 126V128H84V131L86 130L88 132ZM105 130H107V128H105ZM53 131L55 133H52ZM56 131H58V132H56ZM190 131H192V130H190ZM89 132H91V131H89ZM79 133H81V129H80ZM195 135L198 136V133H195ZM242 135L243 134H241L240 136H242ZM134 136H136V135L134 134ZM245 137L242 136V138H241L242 141L244 139V142H245ZM80 139L82 140L81 137H80ZM110 144H108V146ZM253 145L255 147L254 150H252ZM244 146H246V144ZM76 147H78V148L76 149ZM149 147H150V145H149ZM245 148L248 149V147H245ZM116 149H115V151H116ZM120 150H121V148H120ZM127 151H128V149H127ZM130 151H132V150L130 149ZM136 151H138V150H136ZM120 152H122V151H120ZM262 152H264V151H262ZM96 153H97V151H96ZM133 153H135V152H133ZM90 154H93V153L90 152ZM102 154H104V153H102ZM120 154L122 155V153H120ZM138 154H139V152H138ZM117 155L118 154L116 153V156ZM121 155H120V157L119 156L118 157L122 158ZM122 156H124V155H122ZM259 158L257 157L255 159L256 161H254V162L258 163L257 161L259 160ZM263 159L259 160V162L264 163ZM141 160H142V158H141ZM91 161H93V160L91 159ZM142 161H144V160H142ZM126 163H127V161H126ZM120 164L122 165V163H120ZM120 164H119V166H121ZM92 165H93V163H92ZM104 165H105V163H104ZM145 165H147V164H145ZM108 166L109 165H107V167ZM113 166H114V164H113ZM122 166H124V164ZM153 167H154V165H153ZM99 169H100V167H99ZM122 169H123V167H122ZM84 171H86V172H84ZM49 174H51V176H53L55 178L54 179L55 182L49 181V179L51 180V178H50L51 176ZM154 174H155V172H154ZM48 175H49V177H48ZM45 177L48 178L49 184H50V182H51V184H53V183H55V184L51 186V184L49 185L48 182L46 185L44 184L46 182L42 183V181H47L45 179ZM88 178H90V177H88ZM80 179L82 180L81 177H80ZM251 180H253V179H251ZM105 181H107V180H105ZM44 185L46 187H47V185H49L51 187L49 189H47L49 186L46 188ZM250 185L253 187L252 184H250ZM78 186H80V185H78ZM36 187H39V188L36 190L35 189ZM66 187L68 188V190H66L67 189ZM97 187H99V186H97ZM28 189H30V190L34 189L39 194V198H38V194H36V192H35V194L32 196L35 199L31 200V197L30 198L28 197L29 191H30ZM26 191H28L27 192L28 194L26 193ZM182 192H183V190H182ZM33 193H34V191H33ZM49 193L55 194V196L57 195L56 197L60 198L62 200V202H60L61 200L58 199L60 203H58L57 205H54L53 209L46 207V205H47L46 202H48L46 200H47V198H49L48 196L46 197V195H48ZM202 193H204V192H202ZM60 195L63 196L64 198L60 197ZM194 198H195V196H194ZM89 199L91 200V198H89ZM50 200H52V199H50ZM93 201H94V199H93ZM193 203H194V207H195L196 203L195 202H193ZM48 204H49V202H48ZM49 205H48V207H49ZM197 205L199 206V204H197ZM120 206H122V205H120ZM101 207H102V210L101 209L100 210L102 212V211H104L105 208L103 206H101ZM189 207H191V206H189ZM55 208L57 210L62 211V214L60 215L61 212L59 211L60 212L59 213ZM196 209H199V208H196ZM105 211H107V210H105ZM110 213H112V212H110ZM105 214H108V213H105ZM195 215H196V213H195ZM195 215H194V217H195ZM65 216H66V218H64ZM199 216H200V214H199ZM203 217L204 216H202V218ZM199 220H200V218H199ZM199 220H197V221H199ZM124 221L125 220L121 221L120 223H124ZM197 221L194 222V223H196V225H197ZM200 223L202 225L201 221H200ZM209 223H211V222H209ZM134 224H135V222H134ZM143 224L145 225L146 223H143ZM147 224H146V226H147ZM148 227L149 226H147L146 228H148ZM144 228H145V226L143 227V229ZM13 229L20 230L22 233V237L19 240L20 244H21L20 246L12 238L13 231L11 233V230H13ZM81 229H82V231H80ZM83 229H84V233H82ZM100 229H98V231H100ZM153 229H155V228H153ZM89 230L93 231V234L89 233V232H91ZM85 231H87L88 233L86 232L87 233L86 234ZM98 231H97V233H98ZM135 231L136 230H134V232ZM146 232H148V231H146ZM77 233H80L79 234L80 236L78 235L79 239L77 238V242H76V234ZM67 234L69 235V240H70V241L69 240H67V241H69V242L72 241L74 243L71 244V243L67 242L66 243L67 246H66V244H63L64 241L61 239L65 238L67 236ZM90 234H91V237L89 236ZM101 234H102V232H101ZM139 234L134 233V235H135L134 237H136V238L139 237V241H141V244L144 247V245L145 246L147 245L148 240H146L147 242H145L144 237H140ZM87 235H88V237H87ZM118 235H119V237H117V238H122L121 236L123 234L121 236H120V234H118ZM18 236H20V235H18ZM92 236H94V237H92ZM124 236L125 235H123V237ZM107 237H105L106 239L104 242H102V244L105 243L109 239V238L107 239ZM83 238L85 239L86 243L81 241ZM155 238H157V237H155ZM90 239H88L89 243H90ZM150 239H152V238H150ZM150 239H149V241H150ZM248 239H249V237H248ZM103 240H104V238H103ZM103 240H100V241H103ZM110 240H112L111 236H110ZM153 240H154V238H153ZM151 242H154V241H151ZM107 243H105V244H107ZM157 243L160 245V242H156V244ZM150 244H153V243H150ZM63 245L65 247L69 246V248H72L71 250H73L74 253L77 254V258L76 259L72 258L73 260L69 259L67 253L65 252L66 251L64 249L65 247ZM154 246H155V242H154ZM158 246L156 245V248ZM146 247H148V246H146ZM90 249L92 251H90ZM157 250H156V253H158ZM73 251H72V253H73ZM102 252H104L103 254L105 255L106 258H108V260L106 258H103ZM141 252H143L142 253L143 255L141 254L142 257L144 259H146L144 261L146 263H143V264H151V258L152 257H150L151 254L149 255V250H143ZM250 253L247 256H248V259L252 260L255 253L253 252L254 253L253 254L252 251H250ZM252 254H253V256H252ZM157 256H158V254L156 255V257ZM247 256H245V257H247ZM132 257H134V256H132ZM156 257L154 259L155 262L163 264V262L165 260L162 259L163 260V262H162V260L160 261V259L158 258L159 256L157 257L159 260ZM257 257L259 258V255H257ZM257 257L255 256L252 261L254 262V260H257V259H255ZM133 259H135V258H133ZM122 260H125V261H122ZM135 260H137V259H135ZM138 260L136 261L137 264H142L141 261H143V260H140V259H138ZM32 261H34L35 263H33ZM107 261H109V262L107 263ZM246 262H248V261H246ZM259 262L257 261V264ZM255 263H256V261H255ZM165 264H169V263L167 262Z\"/></svg>",
    "mask_w": 264,
    "mask_h": 264
}]
</instances>
